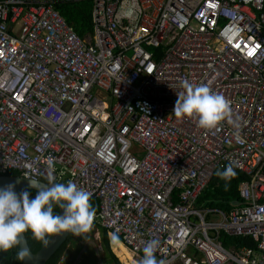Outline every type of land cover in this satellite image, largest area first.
Wrapping results in <instances>:
<instances>
[{
	"label": "built area",
	"instance_id": "1",
	"mask_svg": "<svg viewBox=\"0 0 264 264\" xmlns=\"http://www.w3.org/2000/svg\"><path fill=\"white\" fill-rule=\"evenodd\" d=\"M90 1L80 37L56 0H0V169L49 183L52 159L136 264L151 240L164 264H264V0ZM185 80L224 95L233 123L177 118ZM229 163L239 197L199 205Z\"/></svg>",
	"mask_w": 264,
	"mask_h": 264
},
{
	"label": "clouds",
	"instance_id": "2",
	"mask_svg": "<svg viewBox=\"0 0 264 264\" xmlns=\"http://www.w3.org/2000/svg\"><path fill=\"white\" fill-rule=\"evenodd\" d=\"M182 86L185 90L177 93L178 99L173 110L177 118L197 117L199 126L205 129H214L224 120L233 123L232 108L224 95L213 91L206 84L185 80ZM47 163L50 186H41L36 179L30 180V184L38 189L35 198L30 199L27 190L18 194L13 184L0 188V251L16 247L19 249L17 259L20 261L31 258L29 249L24 247L22 234L31 231L33 238L43 241L45 245L50 236L64 232L80 237L92 227L96 215V209L90 202L92 194L71 180L67 183L55 182L52 176L54 161L49 159ZM216 175L230 180L236 173L229 163ZM227 187L226 184L225 190ZM56 207L63 209L62 215L54 212ZM157 245L158 241L151 240L144 246V255L139 264H164L154 254Z\"/></svg>",
	"mask_w": 264,
	"mask_h": 264
},
{
	"label": "trees",
	"instance_id": "3",
	"mask_svg": "<svg viewBox=\"0 0 264 264\" xmlns=\"http://www.w3.org/2000/svg\"><path fill=\"white\" fill-rule=\"evenodd\" d=\"M56 10L64 16L67 21V24L72 27V29L80 36L83 37L86 34H90L93 29L91 8L92 2L90 0H56L55 3ZM228 165L219 167L214 170L210 176L206 186L201 192L198 202L199 205L210 207V208H219L223 211H228L230 209L231 202L239 197L238 184L241 180L247 178V175L237 168L233 167L236 175L230 180L221 179L216 175L217 171H223ZM10 175L18 176L19 172L16 170L8 169L6 172H3L0 169V175ZM228 185L227 190H225V185ZM27 190L30 194V199L35 198L37 195L38 189L35 188H23L20 190ZM90 202L93 207L96 209V212L99 209V199L95 196H91ZM54 212L59 214V209L56 207ZM101 234V244L103 245V252L105 254L106 262L110 264H121L122 261L124 264H136L132 262L131 256L127 248L117 239L110 235L112 249L116 256L111 251V245L109 243V237L107 230L96 226ZM28 246L30 250L34 253L36 252L43 241L36 240L33 238L31 231L24 233ZM77 235H74L69 232L66 242L47 260L45 264H57L60 261L63 252L65 251L67 245L76 239ZM221 241L224 246H229L231 243L236 246H247L253 248L255 243L253 240L248 237L236 236L230 237L225 234L222 235ZM18 248L14 247L9 251H0V264H21V261L17 259ZM120 260V261H119Z\"/></svg>",
	"mask_w": 264,
	"mask_h": 264
},
{
	"label": "water",
	"instance_id": "4",
	"mask_svg": "<svg viewBox=\"0 0 264 264\" xmlns=\"http://www.w3.org/2000/svg\"><path fill=\"white\" fill-rule=\"evenodd\" d=\"M31 179H26L22 176H10V175H0V188H5L6 186L13 184L15 185V191L19 194L20 190L23 188H35L30 184ZM41 186H50L48 182L43 180H37ZM237 202V200H236ZM66 203V202H63ZM59 214H63V209L59 208ZM24 247H27L30 251L31 258H26L24 261H21V264H45L47 260L66 242L69 232H64L61 234L53 235L48 238L49 242L47 245L44 242L41 243V246L36 252H32L28 246L27 239L24 234ZM19 250V249H18Z\"/></svg>",
	"mask_w": 264,
	"mask_h": 264
},
{
	"label": "rangeland",
	"instance_id": "5",
	"mask_svg": "<svg viewBox=\"0 0 264 264\" xmlns=\"http://www.w3.org/2000/svg\"><path fill=\"white\" fill-rule=\"evenodd\" d=\"M215 219H216L215 216H212L211 214H208L205 217V220L207 222L213 221ZM210 232H212V231H210ZM108 237H109V243L111 245L110 246L111 247V251L114 253V251L112 249L111 238H110V235L109 234H108ZM101 241L102 240H101L100 231L95 226H92L89 229L88 232L81 234L80 238L77 240V242H76V248L78 247L80 249V251L78 249L79 253L77 252L78 253L77 255L74 254V255H76L75 260L74 261L69 260L66 263H69V264H75V263H77L78 264V260H81L82 259V253L88 251V253H87L86 256H88V260H89L88 262H89V264H97V262H98V254L102 258V260H103L104 263L110 264V263L106 262L105 254H104V252L102 250L103 249V245L101 244ZM97 245H101V250L100 251H99V249H96V246ZM120 262H121V264H124L122 261H120Z\"/></svg>",
	"mask_w": 264,
	"mask_h": 264
},
{
	"label": "crops",
	"instance_id": "6",
	"mask_svg": "<svg viewBox=\"0 0 264 264\" xmlns=\"http://www.w3.org/2000/svg\"><path fill=\"white\" fill-rule=\"evenodd\" d=\"M79 238L80 237H76V239L74 241H72L71 243H69L67 245V247H66V249H65V251H64V253L60 259V264H69L66 262H68L69 260H71V261L75 260L76 255L80 251V249L78 247L76 248V242ZM78 249H79V251H78ZM87 253H88V251L82 253V259H81L80 264H89L88 256H86ZM74 254H76V255H74ZM129 255H130V253H129Z\"/></svg>",
	"mask_w": 264,
	"mask_h": 264
},
{
	"label": "bare ground",
	"instance_id": "7",
	"mask_svg": "<svg viewBox=\"0 0 264 264\" xmlns=\"http://www.w3.org/2000/svg\"><path fill=\"white\" fill-rule=\"evenodd\" d=\"M130 253V252H129ZM130 256H131V253H130Z\"/></svg>",
	"mask_w": 264,
	"mask_h": 264
}]
</instances>
